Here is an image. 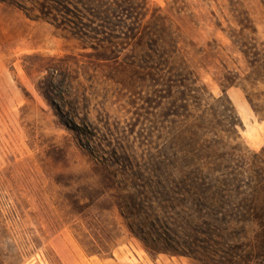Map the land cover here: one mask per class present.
Masks as SVG:
<instances>
[{
    "label": "rangeland",
    "instance_id": "374dc122",
    "mask_svg": "<svg viewBox=\"0 0 264 264\" xmlns=\"http://www.w3.org/2000/svg\"><path fill=\"white\" fill-rule=\"evenodd\" d=\"M148 1L157 37L172 35L200 81L195 111L191 88L157 87L121 19L0 0V264H234L201 250L208 240L171 201L181 181L170 174L198 111L221 140L239 119L240 139L221 141L238 172L263 152L264 0ZM250 188L246 211L264 214V186ZM236 232L264 247L260 225ZM185 243L198 255L171 252Z\"/></svg>",
    "mask_w": 264,
    "mask_h": 264
},
{
    "label": "trees",
    "instance_id": "16d2710c",
    "mask_svg": "<svg viewBox=\"0 0 264 264\" xmlns=\"http://www.w3.org/2000/svg\"><path fill=\"white\" fill-rule=\"evenodd\" d=\"M50 1L57 4L65 13L73 14L78 19H87L86 16H89L109 25L115 19H121V30H123L121 33L123 36L128 35L127 38L130 40H138L135 47L143 54L142 62L147 66L157 87L163 82L170 85L172 90L191 88L192 93L198 96L191 97L188 107L192 111L196 110V104L192 101H201L203 89L199 85L200 81L181 56L179 43L171 34L168 36L164 25L162 32L168 36V40L164 41L157 37L158 31L152 27L150 21L161 17L152 16L151 20H148V0ZM201 113L198 111L197 114H189L186 117L183 132L186 145L177 154L182 155L184 164L179 173H176L175 166L172 167L170 174L171 178L181 182L173 191L170 190L171 201L173 204L178 202L182 205L189 217V228L208 240L203 242L208 244V247H199L201 250L221 259L230 258L234 264H264V247L257 246L260 252L255 253L256 247L249 246L246 237L236 232L239 229L246 231L254 224L264 228V214H253L245 209L254 206V194L247 193L248 187L251 189V185L264 186V150L252 158L242 157L245 162H251L252 167L249 172L245 170L244 173H256L250 184L244 181L245 187H242L239 178L244 177L245 174L238 172L234 167L237 156L231 151L226 152L225 144L221 142L225 138L233 142L240 139L239 119L228 117L226 131H222L225 138L221 140L220 129L209 123ZM177 129L173 128V136L176 135ZM243 197L245 198L240 201H246L244 206L237 203ZM129 227L134 230L132 225ZM142 240L148 248L155 250L148 245L146 238L142 237ZM193 245L178 244L171 252L197 256L198 253ZM197 260L204 264L203 259L197 258Z\"/></svg>",
    "mask_w": 264,
    "mask_h": 264
}]
</instances>
